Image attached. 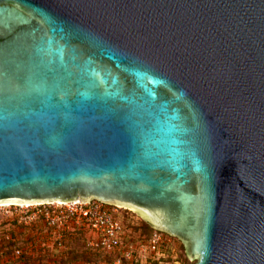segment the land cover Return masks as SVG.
Listing matches in <instances>:
<instances>
[{"label":"water","instance_id":"obj_1","mask_svg":"<svg viewBox=\"0 0 264 264\" xmlns=\"http://www.w3.org/2000/svg\"><path fill=\"white\" fill-rule=\"evenodd\" d=\"M90 201L264 264V0H0V205Z\"/></svg>","mask_w":264,"mask_h":264},{"label":"rangeland","instance_id":"obj_2","mask_svg":"<svg viewBox=\"0 0 264 264\" xmlns=\"http://www.w3.org/2000/svg\"><path fill=\"white\" fill-rule=\"evenodd\" d=\"M43 208L35 205L0 206V264L194 263V260L187 259L183 244L166 234H163L165 243L160 246L158 255L144 249L153 230L144 228L142 231L145 222L128 209L114 207L123 235L121 245L105 253L91 245L89 229L66 216L63 210L64 217L54 226L47 225L39 215ZM125 251L128 252L126 256Z\"/></svg>","mask_w":264,"mask_h":264},{"label":"built area","instance_id":"obj_3","mask_svg":"<svg viewBox=\"0 0 264 264\" xmlns=\"http://www.w3.org/2000/svg\"><path fill=\"white\" fill-rule=\"evenodd\" d=\"M35 206L45 207L41 209L39 215L42 216L44 222L49 226H54L58 219L64 217L61 214L62 210L66 213V216L73 217L76 222H81L91 232V245H94L95 248L105 253L121 245L120 241L123 231L120 221L114 215V206H109L98 201H90L88 203H53ZM163 234L153 230L146 241L144 249L147 248L152 253L158 255L160 246L165 243ZM144 249L140 247L141 252ZM124 254L126 256L128 252L125 251Z\"/></svg>","mask_w":264,"mask_h":264},{"label":"trees","instance_id":"obj_4","mask_svg":"<svg viewBox=\"0 0 264 264\" xmlns=\"http://www.w3.org/2000/svg\"><path fill=\"white\" fill-rule=\"evenodd\" d=\"M142 224H143V225H142V229H143L142 231H144V228H146V229H150V228H148V226H147L145 223H142ZM96 250L99 251V252L101 251V250H99V249H97V248H96ZM102 252H103V251H102ZM152 264H155V263H152Z\"/></svg>","mask_w":264,"mask_h":264},{"label":"bare ground","instance_id":"obj_5","mask_svg":"<svg viewBox=\"0 0 264 264\" xmlns=\"http://www.w3.org/2000/svg\"><path fill=\"white\" fill-rule=\"evenodd\" d=\"M8 204H3V205H0V206H7ZM17 206H28V205H17Z\"/></svg>","mask_w":264,"mask_h":264}]
</instances>
